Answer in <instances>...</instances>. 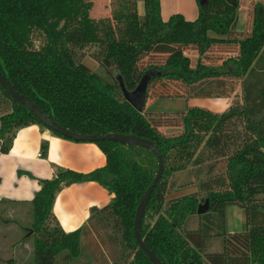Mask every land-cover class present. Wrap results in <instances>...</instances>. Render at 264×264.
Returning <instances> with one entry per match:
<instances>
[{
  "label": "trees",
  "instance_id": "obj_1",
  "mask_svg": "<svg viewBox=\"0 0 264 264\" xmlns=\"http://www.w3.org/2000/svg\"><path fill=\"white\" fill-rule=\"evenodd\" d=\"M138 1L111 0V16L95 18L94 0H0V72L68 130L133 134L160 149L165 170L148 202L141 237L163 264H207L206 255L215 264H264V0L245 6L250 26L243 32L237 30L241 0H197L193 20L181 13L164 20L160 0H143L141 16ZM35 32L44 38L41 47L34 43ZM90 45L99 46L92 57L107 76L85 64ZM190 51L198 54L195 65ZM149 69L162 75L151 80L148 98L223 95L232 102L222 113L199 106L177 113L139 112L122 94L117 75L133 90ZM0 92L11 103L0 115L2 154L10 153L18 128L46 126L1 84ZM163 126L179 129L168 134ZM93 142L106 156L103 167L83 173L55 166L51 179L39 180L34 198L22 202L31 206L23 240L35 242L33 263L59 264L58 259L80 256L81 230L67 233L53 215V204L63 186L96 181L113 194L104 211L112 213L132 252L128 264H153L135 240L134 219L158 171V157L144 147ZM43 151L46 155L47 144ZM188 169L197 192L170 198L174 174ZM206 199L210 209L198 215ZM235 204L245 207L247 220L242 231L229 233L225 211ZM191 217L199 220L196 230L188 228ZM218 238L222 252L210 255L208 244Z\"/></svg>",
  "mask_w": 264,
  "mask_h": 264
},
{
  "label": "crops",
  "instance_id": "obj_2",
  "mask_svg": "<svg viewBox=\"0 0 264 264\" xmlns=\"http://www.w3.org/2000/svg\"><path fill=\"white\" fill-rule=\"evenodd\" d=\"M176 1L181 2V0H160L164 20L172 16V13L175 14L179 11L180 7L177 6ZM137 4L139 14L143 16L144 8L139 4V1ZM172 5L175 7L172 8ZM191 7L194 10L199 8L195 0H193V3L191 2ZM192 15L195 16V13H192ZM249 26L248 10L245 6H241L237 30L247 31ZM190 52L197 57L196 51ZM189 57L193 61V57L191 55ZM231 102L232 98H224L217 105V108L210 111L222 113ZM196 106H199V103H192L188 107ZM15 134L10 153L0 154V203L4 201H8L7 203H22L23 201L32 200L35 193L40 189L39 180L51 179L55 173V166L89 173L106 164L104 152L93 141L65 139L37 123L20 127ZM43 144H47L46 155H44ZM192 180L195 179L192 178ZM175 188L170 192V198L195 192V190L192 192H179ZM112 197L113 194L108 187L106 188L96 181L71 183V185L63 186L56 194L53 215L67 233L81 230V254L77 258L80 259L81 256H85L86 262L84 264H98L103 260L108 264L107 259L112 264L114 259H117L116 256L111 255L112 242H118L115 248L119 247L124 250L123 256L130 253L122 240V232L114 216L110 211H104L110 205ZM227 232L236 233L238 231ZM101 233L104 237H100V240L96 239V235ZM91 241L93 243L90 246ZM221 242L223 243V239ZM114 253L112 252V254ZM58 260L59 264H62V262L64 264L74 263V259L71 262Z\"/></svg>",
  "mask_w": 264,
  "mask_h": 264
},
{
  "label": "rangeland",
  "instance_id": "obj_3",
  "mask_svg": "<svg viewBox=\"0 0 264 264\" xmlns=\"http://www.w3.org/2000/svg\"><path fill=\"white\" fill-rule=\"evenodd\" d=\"M243 6H249L254 2V0H241ZM191 2L193 0H181L176 1L177 6H179V11L175 13H181L185 16L188 20H193L197 18L199 14L198 10H194L191 7ZM196 4L198 2L195 0ZM139 4L142 5V8H145V4H143V0H139ZM172 8L175 6L172 5ZM112 5L111 0H94V8L92 9V16L95 18H103L106 16H111ZM196 9V8H195ZM195 13V16L192 15ZM172 13L171 15H173ZM193 16V17H192ZM193 18V19H192ZM34 43L37 47H41L44 43L43 36L35 32L34 36ZM99 48L98 45H90L84 50L85 57L83 58L85 64H87L93 71L97 72L101 76H107L108 72L106 68L100 66V63L92 57V53L97 51ZM188 55L193 57V65H195L197 57L192 55L191 52H188ZM237 92L242 97L244 96V92L241 85H238ZM224 98H227L223 95H214V96H196L191 97L189 99H163V98H148L145 110L150 112H174L177 113L178 111H183L186 107L191 106L192 103H199V106H203L209 110H214L217 108V105L223 101ZM192 99V100H191ZM11 110V103L8 99L4 98L0 92V115L7 113ZM46 128V127H44ZM47 129V128H46ZM164 132L168 134H175L174 132H178L177 127H161ZM49 130V129H48ZM223 165V162H221ZM221 165V166H222ZM206 167L204 168V172L201 177L205 176ZM179 174V175H178ZM178 174H174V181L176 184V188L178 191L183 192H192L195 190L197 192V181L194 182L192 180L191 173L188 170L180 171ZM200 177V178H201ZM199 179V178H198ZM197 180V179H196ZM193 192V193H195ZM191 194V193H190ZM8 201H4L0 203V264H34L32 257L35 250V242L33 239L30 240H23V238L27 235L26 229L24 227L30 226L32 221L31 216V206L26 203H7ZM204 203V202H203ZM245 207L240 204L229 205L226 209V217L228 219V227L226 226L227 231H242L244 229V222L247 220L246 216H244ZM189 229L196 230L198 228L199 220L196 217L190 218ZM99 228V227H97ZM96 229V227H94ZM102 230V229H101ZM97 234L96 239L100 240V237H104V235ZM28 236V235H27ZM88 237V236H87ZM90 238V237H88ZM193 238V237H192ZM92 240V239H91ZM194 242H196V238H193ZM222 240V239H221ZM218 238L212 239L207 248V252L210 255H215L222 252L223 243ZM112 242V241H111ZM93 241L90 242V246L92 245ZM118 242L111 243V251L115 252L114 255L117 259H114L112 264H128L132 258V252L129 250V255L123 256L122 254L125 253L124 250L116 247ZM114 245V246H113ZM85 256H81L80 259H74L73 264H84L86 262ZM103 257V256H101ZM110 257V256H109ZM107 259V258H106ZM206 263L207 264H215L213 257H208L206 255ZM108 260V264L110 260ZM61 262V261H60ZM64 264V262H62ZM98 264H106L105 260L101 261Z\"/></svg>",
  "mask_w": 264,
  "mask_h": 264
},
{
  "label": "water",
  "instance_id": "obj_4",
  "mask_svg": "<svg viewBox=\"0 0 264 264\" xmlns=\"http://www.w3.org/2000/svg\"><path fill=\"white\" fill-rule=\"evenodd\" d=\"M162 75L161 71L149 69L142 74L141 81L139 84L133 89L128 90L125 85L124 78L121 77L120 74L117 75L119 80V85L121 88L122 94L125 96L126 100L130 102V104L139 112H142L143 108L146 105L148 100V87L152 79L159 77ZM0 84L9 92V94L24 104L31 113L36 115L40 121L49 129L54 130L58 133H61L63 136L67 138H72L77 141H99V140H111L120 144H128L132 146H139L149 149L156 153L158 157V171L154 177V179L149 184L148 188L144 192L143 196L140 199L139 205L136 210L135 215V225H134V237L138 243L139 248L147 255V257L151 260L153 264H163L162 260L156 256V254L151 250L146 242L141 237V229L143 225V219L145 216L146 208L152 192L154 188L157 186L156 184L162 178V175L165 170L164 166V158L160 149L149 139L144 137H139L133 134H121L109 132L105 135L101 134H88L83 135L60 125L57 121H55L50 115H47L38 105L34 102L26 98L24 95L20 94L12 84L4 78V76L0 72ZM210 209V201L206 199L204 203H201L198 208V215L208 212Z\"/></svg>",
  "mask_w": 264,
  "mask_h": 264
},
{
  "label": "built area",
  "instance_id": "obj_5",
  "mask_svg": "<svg viewBox=\"0 0 264 264\" xmlns=\"http://www.w3.org/2000/svg\"><path fill=\"white\" fill-rule=\"evenodd\" d=\"M40 155H41V153H40Z\"/></svg>",
  "mask_w": 264,
  "mask_h": 264
}]
</instances>
